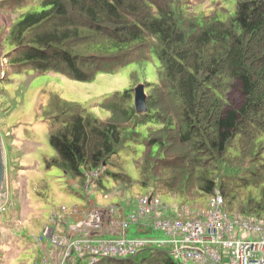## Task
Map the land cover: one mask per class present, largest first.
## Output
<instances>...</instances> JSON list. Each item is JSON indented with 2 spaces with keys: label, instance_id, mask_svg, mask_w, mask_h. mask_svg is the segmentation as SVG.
<instances>
[{
  "label": "trees",
  "instance_id": "obj_1",
  "mask_svg": "<svg viewBox=\"0 0 264 264\" xmlns=\"http://www.w3.org/2000/svg\"><path fill=\"white\" fill-rule=\"evenodd\" d=\"M0 7L16 14L1 30L8 79L35 71L91 83L99 73L159 61L157 81L143 83L146 112L135 106L136 73L132 87L92 105L51 92L36 107L55 151L46 168L60 171L86 209L98 206L91 192L136 184L191 207L218 191L230 214L264 219V0H236L226 18L194 11L192 0H0ZM236 88L240 106L230 100ZM96 107L110 116L100 118ZM106 208L116 220L125 216L120 204ZM95 264L183 263L169 247H146Z\"/></svg>",
  "mask_w": 264,
  "mask_h": 264
},
{
  "label": "rangeland",
  "instance_id": "obj_2",
  "mask_svg": "<svg viewBox=\"0 0 264 264\" xmlns=\"http://www.w3.org/2000/svg\"><path fill=\"white\" fill-rule=\"evenodd\" d=\"M235 2L192 0V6L194 11L217 13L220 18H226L228 11L233 12ZM15 16L8 8L0 7V134L6 162L2 191L6 198L10 197H4L2 202L9 208L0 212V264H35L37 259L41 260L43 252L48 253L54 247L48 239L41 240L47 225L54 226L57 234L66 237L70 225L82 222L95 209L120 204L130 212L137 208L140 198L150 196L145 188L136 184L124 193L123 188L106 195L103 191H94L91 200L98 206L86 209L83 198L74 196L69 187L67 189V180L60 171L46 168L45 159L55 156V151L50 145L45 123L36 119V107L51 92L70 101L92 105L108 94L132 87L135 82L131 79L132 73H136L142 83L156 82L159 61L154 57L151 61L126 65L116 72L99 73L91 83L74 81L57 73L39 74L35 71L8 79L1 30L10 25ZM230 100L240 106L243 94L236 88L230 94ZM92 110L102 119L110 116V111L101 107ZM128 171L137 176L132 164H129ZM112 187L109 185L108 188ZM158 198L171 210V215L176 213L182 217L186 212L194 214L207 210L210 200L201 199L191 207L179 199ZM65 215L68 216L66 219L63 218ZM166 215L169 217L168 213ZM134 231L131 228L129 235Z\"/></svg>",
  "mask_w": 264,
  "mask_h": 264
},
{
  "label": "built area",
  "instance_id": "obj_3",
  "mask_svg": "<svg viewBox=\"0 0 264 264\" xmlns=\"http://www.w3.org/2000/svg\"><path fill=\"white\" fill-rule=\"evenodd\" d=\"M98 175V170L88 174ZM5 194L1 191L0 212L9 208L2 204ZM167 210L158 197L144 196L122 218L116 220L111 209L98 208L70 225L66 237L47 225L41 240L48 239L60 250L56 264L77 260L95 264L105 257L131 256L145 247H169L183 264H264V219L230 214L218 191L203 212L169 218ZM131 228L135 231L129 235ZM35 264L48 260L37 259Z\"/></svg>",
  "mask_w": 264,
  "mask_h": 264
},
{
  "label": "water",
  "instance_id": "obj_4",
  "mask_svg": "<svg viewBox=\"0 0 264 264\" xmlns=\"http://www.w3.org/2000/svg\"><path fill=\"white\" fill-rule=\"evenodd\" d=\"M135 106L138 112L147 111V93L144 84L140 83L135 87ZM4 145L0 134V194L6 177V162Z\"/></svg>",
  "mask_w": 264,
  "mask_h": 264
},
{
  "label": "crops",
  "instance_id": "obj_5",
  "mask_svg": "<svg viewBox=\"0 0 264 264\" xmlns=\"http://www.w3.org/2000/svg\"><path fill=\"white\" fill-rule=\"evenodd\" d=\"M59 255H60V250L55 248V247H51L50 252L46 253L43 252L40 256L41 260H48V264H56L58 259H59Z\"/></svg>",
  "mask_w": 264,
  "mask_h": 264
}]
</instances>
